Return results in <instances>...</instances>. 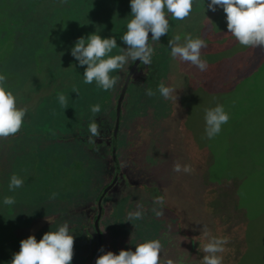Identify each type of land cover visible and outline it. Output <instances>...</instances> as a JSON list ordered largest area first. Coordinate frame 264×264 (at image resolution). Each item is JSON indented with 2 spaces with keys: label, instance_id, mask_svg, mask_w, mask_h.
<instances>
[{
  "label": "rangeland",
  "instance_id": "obj_1",
  "mask_svg": "<svg viewBox=\"0 0 264 264\" xmlns=\"http://www.w3.org/2000/svg\"><path fill=\"white\" fill-rule=\"evenodd\" d=\"M130 3L0 0V74L18 106L29 109L21 130L0 138V264H11L22 240L34 235L39 242L65 222L75 240L72 264H92L99 246L93 213L102 192L104 253L135 251L159 239L165 264H201L209 239L227 237L219 254L223 264H264V47L240 45L228 32L223 9H208L210 0H195L184 20L169 14L168 34L150 41L152 65L141 67H149L147 73L136 72L123 99L116 151L121 171L107 190L118 170L117 101L135 61L111 73L118 83L104 91L95 81L84 83L87 66L71 49L78 38L99 34L115 36L111 55L122 54ZM177 34L181 42L187 34L205 40L207 71L172 59L168 45ZM161 82L175 88L176 99L160 95ZM147 88L155 95H145ZM97 104L101 111L94 115ZM217 105L230 119L208 139L206 111ZM93 120L99 136L90 143ZM176 163L195 172L177 173ZM13 174L24 183L10 191ZM162 195L163 205L156 204ZM5 197L15 203L5 205ZM138 202L143 216L130 220ZM153 208L164 215L156 217Z\"/></svg>",
  "mask_w": 264,
  "mask_h": 264
},
{
  "label": "clouds",
  "instance_id": "obj_2",
  "mask_svg": "<svg viewBox=\"0 0 264 264\" xmlns=\"http://www.w3.org/2000/svg\"><path fill=\"white\" fill-rule=\"evenodd\" d=\"M61 5L68 0H59ZM195 0H131V17L127 24V31L122 36V41L127 45V50L120 48L122 54L111 55L116 49V37L102 38L99 34H91L80 37L71 49V55L78 61L81 67L87 66L84 72V83L93 81L104 91L113 89L118 83L119 77L111 73L121 70L129 59L141 61L143 65H151V57L154 49L149 43V33L152 41H160V38L169 31L171 14L175 20L188 18L193 10ZM217 6L223 9L227 19L228 32L236 38L240 45L250 47H264V0H210L207 5L212 12L217 11ZM165 9L167 11H165ZM173 60H180L198 68L201 72L207 71L208 64L201 59L202 49L207 44L202 38H193L187 34L183 42L177 34L169 40ZM158 91L165 99H176L173 96L174 87H167L163 82L159 84ZM78 93V91L74 90ZM145 95L151 97L155 92L151 88L145 90ZM18 97L9 89L7 77L0 74V138H8L17 134L24 123V117L29 111L28 107H19ZM59 103L66 107L67 100L63 94L58 96ZM101 111L99 104L91 106V112L95 115ZM190 118V117H189ZM229 114L223 105H217L206 111V135L213 139L221 132L222 125L228 123ZM89 142H94L93 137L99 136V124L93 120L89 124ZM173 170L177 173L183 171L188 174L195 172L191 165L176 163ZM23 179L13 174L9 183V190L14 191L23 186ZM53 194V198L55 197ZM165 197H157L155 203L163 205ZM5 205L15 203L14 197H5ZM142 204L137 203V211L129 213V219H141L143 216ZM156 217L164 215L162 210L152 209ZM203 235H208L207 226L203 229ZM74 235L70 234V226L65 222L56 231L45 233L42 239L37 241L34 235L21 241L20 251L12 257L11 264H72L74 257ZM229 243L227 237H212L203 246L205 255L201 264H223L225 245ZM104 253V249H100ZM163 245L159 239L149 240L136 246L135 251L121 250L119 254L108 251L100 255L96 264H165L161 257ZM166 264H183V260L173 261L168 259Z\"/></svg>",
  "mask_w": 264,
  "mask_h": 264
},
{
  "label": "water",
  "instance_id": "obj_3",
  "mask_svg": "<svg viewBox=\"0 0 264 264\" xmlns=\"http://www.w3.org/2000/svg\"><path fill=\"white\" fill-rule=\"evenodd\" d=\"M149 43H150V35H149ZM139 65H141L142 68H144V65L141 63V61L137 60L135 62V64L133 65L132 67V70L131 72L129 73V75L127 76V79H126V82H125V85H124V88L122 90V93H121V96L120 98H118V105H117V108H116V112H117V123H116V127H115V134H114V143L113 144V147H114V159L116 161V165L118 166V170L116 171V176H115V179H114V182L112 183L111 187H109L107 190L110 191L111 188L113 186L116 185L118 179H119V173H120V166H119V162L117 160V155H116V151H117V147H118V144H117V136H118V129L120 127V122H121V116H122V104H123V98L125 97L126 95V92H127V89H128V85H129V82L132 78V76L134 75V73L136 72V70L138 69ZM107 191V192H108ZM102 200L103 198L100 197L99 201L100 203L98 202V205H99V214L97 216V219H96V222H95V231L97 232L98 234V249H97V252L93 258V261H92V264H96V260L97 258L101 255V251L100 249L102 248L103 246V234H102V231H100V221L102 219V212H103V208H102Z\"/></svg>",
  "mask_w": 264,
  "mask_h": 264
},
{
  "label": "trees",
  "instance_id": "obj_4",
  "mask_svg": "<svg viewBox=\"0 0 264 264\" xmlns=\"http://www.w3.org/2000/svg\"><path fill=\"white\" fill-rule=\"evenodd\" d=\"M122 30H123V29H120V34H121V31H122ZM120 37H121V36H120ZM150 41H151V38H150ZM151 65H152V64H151ZM154 68H155V67L152 66V71H154ZM148 69H149V67H147V69H142L141 67H139L138 70H136V72L139 71V72H146V73H147V70H148ZM136 72L134 73V75L136 74ZM128 73H129V71H128ZM128 73H127V75H128ZM134 75H133V76H134ZM133 76H132V78H133ZM126 79H127V77H126ZM126 79H125V80H126ZM130 82H131V81H130ZM130 82H129V83H130ZM124 85H125V84H124ZM124 85H123L122 89L124 88ZM128 87H129V85H128ZM127 90H128V89H127ZM126 93H127V92H126ZM124 98H125V97H124ZM124 98H123V99H124ZM122 102H123V101H122ZM122 105H123V104H122ZM121 117H122V116H121ZM116 123H117V119H116ZM116 123H115V124H116ZM117 150H118V147H117ZM116 170H117V165H116ZM120 171H121V169H120ZM102 194H103V192L100 193L99 198H100V196H101ZM99 198L97 199L98 201H99ZM95 209H96V207H95ZM93 214H94V216H96L95 219H97V216H98V214H99V208H98V205H97V210H95ZM96 235H97V237H98L97 232H96ZM96 251H97V250H96ZM94 253L96 254V252H94ZM94 256H95V255H93L92 257L94 258Z\"/></svg>",
  "mask_w": 264,
  "mask_h": 264
},
{
  "label": "flooded vegetation",
  "instance_id": "obj_5",
  "mask_svg": "<svg viewBox=\"0 0 264 264\" xmlns=\"http://www.w3.org/2000/svg\"><path fill=\"white\" fill-rule=\"evenodd\" d=\"M149 35H150V38H151V35H152V34L149 33ZM151 41H152V40H151ZM135 62H136V61H135ZM135 62H134V64H135ZM134 64H133V65H134ZM139 67H141V65H139ZM139 67H138V68H139ZM137 70H138V69H137ZM113 187H115V186H113ZM113 187H112V188H113Z\"/></svg>",
  "mask_w": 264,
  "mask_h": 264
},
{
  "label": "crops",
  "instance_id": "obj_6",
  "mask_svg": "<svg viewBox=\"0 0 264 264\" xmlns=\"http://www.w3.org/2000/svg\"><path fill=\"white\" fill-rule=\"evenodd\" d=\"M100 199V198H99ZM99 202V201H98Z\"/></svg>",
  "mask_w": 264,
  "mask_h": 264
}]
</instances>
